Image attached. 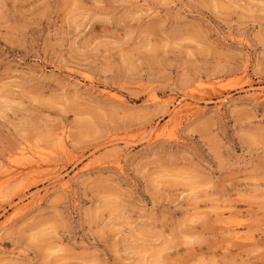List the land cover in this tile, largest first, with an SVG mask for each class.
<instances>
[{
  "label": "rangeland",
  "instance_id": "rangeland-1",
  "mask_svg": "<svg viewBox=\"0 0 264 264\" xmlns=\"http://www.w3.org/2000/svg\"><path fill=\"white\" fill-rule=\"evenodd\" d=\"M0 191V264H264V0H0Z\"/></svg>",
  "mask_w": 264,
  "mask_h": 264
},
{
  "label": "bare ground",
  "instance_id": "bare-ground-1",
  "mask_svg": "<svg viewBox=\"0 0 264 264\" xmlns=\"http://www.w3.org/2000/svg\"><path fill=\"white\" fill-rule=\"evenodd\" d=\"M118 96H119V95H118ZM154 97H156V96H154ZM191 105H192V104H191ZM189 107L191 108V106H189ZM192 109H193V108H192ZM197 110H198V109H197ZM198 111H199V110H198ZM59 138H60V136H59ZM59 144H60V143H59ZM61 144H62V143H61ZM61 149L65 151V145H62V146H61ZM62 150H61V151H62ZM18 152H19V151H18ZM66 152H67V151H66ZM66 152H65V153H66ZM21 153H22V152H21ZM23 154H25V153H23ZM23 156H25V155H23ZM21 157H22V156H21ZM22 158H23V157H22ZM27 159H29V160H27ZM24 160H27L28 163H30L31 165H34V163L37 162V161L33 160V158H29V157L27 158V155H26V158L24 157ZM40 162H41V161H40ZM25 164H26V163H25ZM30 164H27V165H30ZM118 164H119V163H118ZM22 165H23V164H22ZM31 165H30V166H31ZM34 166H35V165H34ZM32 168H33V167H32ZM33 169H34V168H33ZM5 170H6V169H5ZM31 170H32V169H31ZM34 170H35V169H34ZM34 170L32 171V173H33V172H36V171H34ZM7 172H8V171H7ZM5 173H6V172H5ZM19 173H20V172H19ZM19 173H18V174H19ZM9 174L12 176V173H9ZM34 174H35V173H34ZM20 175L22 176L23 173L21 172ZM14 176H15V175H14ZM14 176L11 177V179H9V181H14V180L18 179L17 176H16V178H15ZM9 178H10V177H9ZM19 180H20V179H19ZM6 182H7V181H6ZM3 184H4V183H3ZM9 184H11V183H9ZM66 184H67V183H66ZM66 184H65V185H66ZM0 192H1V191H0ZM22 192H23V191H22ZM0 195H1V193H0Z\"/></svg>",
  "mask_w": 264,
  "mask_h": 264
}]
</instances>
